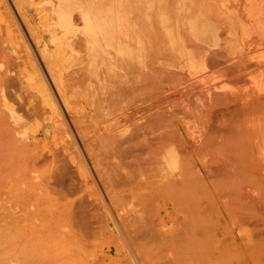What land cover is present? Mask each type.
<instances>
[{
  "label": "rangeland",
  "instance_id": "rangeland-1",
  "mask_svg": "<svg viewBox=\"0 0 264 264\" xmlns=\"http://www.w3.org/2000/svg\"><path fill=\"white\" fill-rule=\"evenodd\" d=\"M64 1L67 3L62 0H0V77L8 79L0 83V129L3 120L10 124L8 128H19L15 133L19 141L13 144V140H6L12 148L0 154V264H169L177 258H183L181 264H264V164L258 166L255 163L258 157H253L262 152L259 162L264 163V107L257 106L260 110L253 115L239 113L242 118L237 124L233 119L239 117L234 112L233 118L231 109L224 108L226 102L215 107L212 114H206L203 122L195 115L186 117L190 109L195 110L197 104L202 107L208 101L204 92L200 98L206 102L201 104L194 97L186 98L178 88L180 81H184L182 71L189 68V63L180 59L181 50L170 42L158 21L159 9L175 22L179 4L197 10L217 0ZM214 5L211 12L217 15L218 6ZM82 9L86 10L88 18L81 17ZM174 24L172 29H175ZM118 30L124 41L118 36ZM124 44L130 53L122 54L120 47ZM235 54L236 50L232 55ZM196 59L200 64V59ZM171 70L180 74L174 76ZM198 70L203 83L220 87L233 85L209 69L199 66ZM95 82L96 87L106 85L104 90L98 88L103 93L101 96L94 88ZM121 87L131 90L115 102V107L109 98L102 99L105 97L102 95L109 96ZM166 91L173 97H167ZM107 104L110 108L105 106ZM91 108H96L97 115ZM156 108L172 113L162 114L160 110L159 115L172 120L173 123L166 120L169 122L167 130L175 133L170 134L171 139L182 135L190 141L193 137L188 139L186 135L190 133L198 138L189 142L188 148L196 145H191V151L187 148L188 154L179 155L180 160L170 155L175 151V143H172L175 141L169 139L165 146L157 149L156 161L161 163L151 162V165L146 159L149 150L143 151L146 148L142 143L150 142L146 139L153 134L140 136L141 144L134 151L137 154L130 151V146L120 147L121 152L110 146V150L104 148V154V149L98 150L100 146L96 148L90 143L94 136L91 128L94 130L103 120L121 122L118 125H122L120 131L125 137L130 132V122H146ZM180 111L187 113L185 119ZM124 113L129 116L125 117ZM199 120L200 123H196ZM1 141L0 153L6 147ZM229 155L234 159L243 158L236 159L240 164L232 158L228 160L233 162L226 160L229 163L225 159L220 160L224 163L214 159ZM251 156L252 163L255 160L252 166L248 165ZM213 165L218 171L210 169ZM180 166L182 173L187 174L184 185L180 183L184 176L176 174L178 170L181 173ZM230 166L236 173L228 169ZM254 167L258 170L252 171ZM247 169L251 175L247 174ZM152 172H157L158 176H150ZM233 173L240 176L234 177ZM171 174L177 187L175 183L174 188L170 185ZM175 174L181 177L176 178L178 182ZM162 177L170 184L162 182ZM180 186L182 190L178 189ZM159 194L164 196L159 197ZM157 218L164 225L155 220ZM144 219L147 222L154 219L161 229L163 227V231L159 230L163 234H158L156 228L154 232L160 237L152 232V240L145 238L153 234L145 226L144 230L151 235H146L145 231L146 236L142 235ZM176 232L179 235L174 236ZM129 235H138L137 250ZM163 235L172 238L161 240Z\"/></svg>",
  "mask_w": 264,
  "mask_h": 264
},
{
  "label": "bare ground",
  "instance_id": "bare-ground-1",
  "mask_svg": "<svg viewBox=\"0 0 264 264\" xmlns=\"http://www.w3.org/2000/svg\"><path fill=\"white\" fill-rule=\"evenodd\" d=\"M59 2V1H58ZM62 2H66V1H64V0H62ZM61 2V3H62ZM68 2H69V0H68ZM71 2H72V0H71ZM71 2H70V4H71ZM215 2H216V0H215ZM67 3V2H66ZM117 3V2H116ZM119 3V2H118ZM83 4H84V2H83ZM107 4V3H106ZM209 5L207 6H204V7H202V8H200V9H194V8H192L191 6H184V5H182V4H179L177 7H176V13H177V21H173V20H169V17H168V15H167V13L162 9V10H158V21H159V23L161 24L162 23V27L164 28V30H165V32H166V34L168 35V37L170 38V42H172V43H175L176 44V46L175 47H178L180 50H181V52H182V54H180V59H184V60H186L188 63H189V68L187 69V70H184V71H182L183 72V74L185 75H183L182 74V72H181V74H182V76H184V77H182V78H184V79H182V80H184L183 82L182 81H180V83L179 84H181V85H183V86H179L178 88L180 89L181 88V90L183 91V93L185 94V96H187L186 98H188V97H194L197 101H200L199 103H201L202 104V102H206V101H204V100H201V98H200V94H201V92H204L205 93V98H206V100L208 101V102H206V103H203L202 104V107H199V104H197L196 106H195V110H194V108H192L193 110H189V112L191 113H189V115H185V114H187V113H185V112H183L184 113V115L182 116V117H184L183 119H185L186 117H191V115H195V116H197V117H195V118H199V119H202V118H206L205 116H206V114H212L213 113V109L215 108V107H217L218 105H220V104H223V103H227V102H229V103H225V106H224V108H227V109H231V113H232V115L233 114H235L234 112H236L237 114V116L238 115H243V114H247L248 115V113L249 112H251L252 114L251 115H253V113L254 112H256L257 110H260V109H258L257 108V106H259L261 109H262V107H264V49H260L261 47H263L264 46V0H217V2L216 3H208ZM213 4H215L216 6H218V9H217V11H218V13L219 14H217V15H214L212 12H211V5H213ZM59 5L61 6V4L59 3ZM58 5V6H59ZM89 5V4H88ZM214 5V6H215ZM69 6V5H68ZM87 6V5H86ZM85 7V6H84ZM167 7V6H166ZM48 8V7H47ZM67 8H69V7H67ZM93 8V7H92ZM91 8V9H92ZM60 9V8H59ZM71 9V8H70ZM87 9V8H86ZM38 10V9H37ZM69 10V9H68ZM72 11H73V9H71ZM31 11V10H30ZM64 11H66V9L64 10ZM63 11V12H64ZM77 11V10H76ZM111 11V10H110ZM69 12V11H68ZM84 12H86V10H83L82 9V11H80V13H82L83 14V16H81V14H80V16L83 18V17H86V18H88V14L87 13H84ZM92 11H90V13H91ZM94 12V11H93ZM65 13V12H64ZM63 13V14H64ZM74 13V12H73ZM77 13H78V11H77ZM38 14V13H37ZM41 14V13H40ZM98 14V13H97ZM111 14V13H110ZM95 15H96V13H95ZM100 15V14H99ZM104 15V14H103ZM101 16V15H100ZM116 16V15H115ZM36 17V16H35ZM96 17V16H95ZM119 17V16H118ZM81 18V19H82ZM121 18V17H120ZM84 19V18H83ZM83 19H82V21H83ZM99 19V21H100V18H98ZM101 19H102V16H101ZM106 19V18H105ZM49 20V19H48ZM92 20V19H91ZM97 20V19H96ZM110 20V19H109ZM114 20V19H113ZM122 20V19H121ZM88 21H89V19H88ZM88 21H86V22H88ZM123 21V20H122ZM151 21V20H150ZM85 22V21H84ZM98 22V21H97ZM113 22V21H112ZM118 22H119V18H118ZM108 23V22H107ZM121 23V22H120ZM123 24H124V22H122ZM126 23V22H125ZM175 23V24H174ZM84 24V23H83ZM97 25L99 24V23H96ZM110 24V23H109ZM152 24H154V23H152ZM176 25L175 26V29H172L171 27H172V25ZM73 25H74V23H73ZM81 26V25H80ZM100 26V25H99ZM104 26H105V22H103V26H100V31L103 33V30H104ZM111 26H112V24H111ZM125 26V25H124ZM153 26V28H154V26H155V24L154 25H152ZM185 26V27H184ZM95 27V26H94ZM115 27V26H114ZM117 27V26H116ZM119 27H121L120 25H119ZM123 27V26H122ZM41 28V27H40ZM96 30H97V28H95ZM108 30H109V33H111L110 32V28H109V26H108V28H107ZM123 29V28H122ZM31 30H33V29H31ZM115 30V29H114ZM187 30V31H186ZM117 33L118 32H120V30H118V31H116ZM37 33V32H36ZM85 33H87V32H85ZM123 33H125L124 31L122 32V34ZM127 33V32H126ZM42 34V33H41ZM113 34H115L114 33V31H113ZM36 35V34H35ZM38 35V34H37ZM99 35V34H98ZM125 35V34H124ZM127 35H129V33L127 34ZM39 36V35H38ZM112 36V35H111ZM115 37L117 36L116 34L114 35ZM118 36L119 37H121L120 36V33H118ZM117 36V37H118ZM151 36V35H150ZM36 38V37H35ZM106 38V37H105ZM122 38V37H121ZM83 39V38H82ZM111 39H112V37H111ZM110 39V40H111ZM119 39V38H118ZM123 39V38H122ZM153 39V38H152ZM39 40V39H38ZM125 40H128V38L127 39H125ZM154 40H155V38H154ZM63 41V40H62ZM65 41V40H64ZM108 41V40H107ZM121 41H124V39L123 40H121ZM37 42V41H36ZM70 42V41H69ZM85 43H86V40L84 41ZM83 42V43H84ZM110 42V41H109ZM118 43V42H117ZM125 43V42H124ZM25 44V43H24ZM90 44V43H89ZM94 44V43H93ZM174 44V45H175ZM99 45V44H98ZM118 45V44H117ZM119 45H121V44H119ZM125 45V44H124ZM94 46H95V44H94ZM105 46V45H104ZM111 46V45H110ZM135 46V45H134ZM67 47V46H66ZM85 47H88V46H85ZM101 47V46H100ZM106 47H107V45H106ZM112 47V46H111ZM164 47V46H163ZM97 48V47H96ZM75 49V48H74ZM98 50H99V48H97ZM107 49V48H106ZM105 49V50H106ZM118 49V48H117ZM73 50V49H72ZM103 50V49H102ZM107 50H109V49H107ZM120 50H121V52H122V54L124 53H130V50H129V48L125 45V46H121L120 47ZM234 50H236L237 51V54H235V55H232V53H234ZM110 51V50H109ZM174 51H175V49H174ZM98 53L100 52V50L99 51H97ZM104 52V51H103ZM108 52V51H107ZM159 52V51H158ZM102 53V52H101ZM118 53H120V52H118ZM30 54V53H29ZM57 54V53H56ZM108 54H109V52H108ZM159 54V53H158ZM170 54H172V53H170ZM99 55V54H98ZM113 55V54H112ZM160 55V54H159ZM165 55V54H164ZM63 56V55H62ZM102 56H103V54H102ZM123 56V55H122ZM133 57V56H132ZM99 58H101V55L99 56ZM98 58V59H99ZM103 58H105L104 56H103ZM107 58V57H106ZM166 58H168V57H166ZM196 58H199L200 59V64H198V61H197V59ZM112 59V58H111ZM81 60H83V59H81ZM97 60V59H96ZM104 60V59H103ZM58 61V60H57ZM110 62V61H109ZM177 62V61H176ZM112 63V62H111ZM129 63V62H128ZM179 63H182L181 61L179 62ZM177 64V63H176ZM175 64V65H176ZM129 65V64H128ZM178 65V64H177ZM180 65V64H179ZM182 65L183 64H181V67H182ZM91 66V65H90ZM97 66V65H96ZM126 66V65H125ZM199 66H201V67H203V69H209L210 71H211V73H213V74H215V75H217L218 77H220V78H225L226 80H229V81H231L232 82V86H229V87H225V86H215L216 84H206V83H203L201 80H200V76L197 74L198 72H199V70H198V67ZM93 67V66H92ZM129 67V66H128ZM91 68V67H90ZM134 68V67H133ZM176 69V68H175ZM185 69V68H184ZM129 70V69H128ZM89 71H90V69H89ZM171 71H173V74H174V76H175V73L176 74H178L179 72H176L175 71V73H174V70H171ZM92 72V71H91ZM180 74V73H179ZM111 76V75H110ZM109 75H108V77H110ZM168 76V75H167ZM173 76V77H174ZM180 77V78H181ZM3 78V77H2ZM1 77H0V83L2 84V82L1 81H5L4 80V78L2 79ZM88 78V76L86 77V79ZM111 78V77H110ZM177 78V77H176ZM2 79V80H1ZM43 79V78H42ZM82 79H84V77L82 78ZM108 79V78H107ZM164 79H165V77H164ZM173 79H175V77L173 78ZM93 80V79H92ZM101 80V79H100ZM8 81V79L6 78V81L5 82H3V83H6ZM90 81H91V79H90ZM102 81V80H101ZM104 81V80H103ZM106 81V80H105ZM178 81H179V79H178ZM91 82H93V81H91ZM91 82H90V84H91ZM107 82V81H106ZM109 82H110V80H109ZM112 82V81H111ZM115 82V81H114ZM161 82H163V81H161ZM84 83V82H83ZM102 83V82H101ZM108 83V82H107ZM107 83H105V84H107ZM164 84H165V82H163ZM57 84V83H56ZM90 84L88 83V86H90ZM93 84H95V86H94V88L96 89H98V88H101V87H103L102 85L101 86H97L96 87V82L95 83H93ZM164 84L162 85V86H164ZM173 85H174V83H172ZM178 84V85H179ZM231 84V83H230ZM4 85H6V84H4ZM8 85V84H7ZM110 85V84H109ZM167 85H168V83H167ZM177 85V86H178ZM171 86V85H170ZM175 86V85H174ZM91 87V86H90ZM105 87H106V85H105ZM105 87H103L102 89L104 90L105 89ZM118 87V86H117ZM160 87V86H159ZM87 88V87H86ZM85 88V89H86ZM116 88V87H115ZM93 89V88H92ZM92 89H90V91H92ZM101 89V90H102ZM109 89V88H108ZM165 89V88H164ZM89 90V89H88ZM94 90V89H93ZM99 90V89H98ZM129 90H131L130 88H128V87H121V88H119L118 90H116V91H114V92H111V94L109 95V94H107V95H109V96H106V95H102V96H105V97H103L102 99L103 100H106L107 101V99L108 100H111L112 101V104L114 105V107H115V102L116 101H118L119 102V100H120V98L123 96V95H125V94H127L128 93V91ZM153 90V89H152ZM173 90V89H172ZM176 90V89H175ZM94 91H96L97 92V90H94ZM111 91V90H110ZM110 91H106V92H109L110 93ZM176 91H178V89L176 90ZM89 92V91H88ZM99 92V94H100V96H101V94H103L102 92H100V90L98 91ZM104 92V91H103ZM130 92V91H129ZM169 92V91H168ZM166 94H168L167 93V91L165 92ZM170 93V92H169ZM50 94V93H49ZM93 94H95V92H93ZM153 94V93H152ZM156 94V93H155ZM157 94H159V92L157 93ZM162 94H163V92H162ZM166 94H163V96L165 95L166 96ZM171 94V93H170ZM170 94H168L167 95V97L168 96H170V97H173V96H171ZM179 94H181V93H179ZM160 95H161V93H160ZM162 96V95H161ZM160 97V96H159ZM181 97V96H180ZM126 98V97H125ZM135 98V97H134ZM149 98H150V96H149ZM161 98V97H160ZM166 98V97H165ZM183 98V97H182ZM123 99V98H122ZM169 99V98H168ZM184 99H185V97H184ZM52 100V99H51ZM136 100H138V99H136ZM167 100V98L165 99V101ZM153 101H155V99L153 100ZM157 101V100H156ZM158 101H160V100H158ZM98 102V101H97ZM131 102V101H130ZM152 102V101H151ZM92 103H93V101H92ZM110 103V102H109ZM117 103V102H116ZM156 103V102H155ZM119 104V103H118ZM153 104V103H152ZM55 105V104H54ZM96 105V104H95ZM108 105H110V104H107V105H105L106 107L108 106ZM117 105V104H116ZM134 105H135V103H134ZM56 106V105H55ZM111 106V105H110ZM104 107V106H103ZM103 107H102V109H103ZM105 107V108H106ZM113 107V108H114ZM130 107V106H129ZM163 107V106H162ZM161 107V108H162ZM107 108H110L109 106L107 107ZM126 108V107H125ZM124 108V109H125ZM196 108H197V110H196ZM91 109H93V108H91ZM94 109H96V108H94ZM94 109L92 110V111H94ZM116 109H118V108H116ZM160 108H156V109H153V111H152V113H151V118L150 119H147V121L146 122H144V123H140V122H138V121H135V122H133V123H131L130 121V124L128 125V127H129V129H130V132H129V134H127L125 137H123L122 135H123V132L122 131H120V126H122V125H118V123H121V122H116L117 123V125H116V123H115V121L117 120H115L114 121V123H113V120H112V122H110V121H107V120H103L102 122H101V124H96L97 126H96V128H94V130H93V128H91V126L89 127V128H91V130L94 132L93 134H94V136L92 135V137H91V135H90V137H91V139L90 138H88V139H90V143L92 144V145H94V147L96 146V148L98 147V146H100V148L98 147V150H100L101 148L102 149H104V148H106V151L107 150H110V146H112V148L111 149H115L116 148V150L118 149H120V147L121 148H123V146L125 147H131L132 148V150H130L131 152L133 151H137L138 149H139V146H140V144H141V142L139 141V138H140V136H142V135H145V134H153V136H152V138L150 137V138H148V139H146V140H149L150 142H144V144L142 143V145H143V148L145 149L146 148V150H143V151H148L149 150V152H146V153H149L148 154V157L146 156V159L148 160V162H150V164H151V162L155 165V162L156 163H161L160 162V160L159 161H156L158 158H157V156L159 155V147L161 148V147H163L162 145H164L165 146V142L167 141V140H169L170 139V142H172V141H175V142H172V143H175L174 145H175V151L173 150V152H171L170 153V155L171 154H173V155H175L176 156V158L178 159L179 158V155H182V153H185V154H188L187 152H185L186 150H187V148H188V146H189V142L190 141H192L193 142V138H194V140H197L198 138H197V136L195 137V135L193 134L192 136L190 135V134H192V133H190L189 135L188 134H186L187 136H189L188 137V139L190 138H192L190 141L188 140H186V138H184L182 135L180 136V135H177L176 136V138H175V140H173V139H171V138H173V137H171L170 136V134L171 135H175V133L174 132H172L171 130V132L169 131V130H167L168 128H169V125H168V123L170 122V123H173L172 122V120L171 121H169L170 119H169V116H167L166 117V115L165 116H159V115H161V112H162V114H164L166 111H164L163 109V111L161 110V112H160ZM96 111V110H95ZM94 111V112H95ZM113 111V110H112ZM114 111H115V109H114ZM131 111V110H130ZM176 111V110H175ZM175 111L173 110V112L175 113ZM60 112V111H59ZM107 112V111H106ZM131 112H133V111H131ZM131 112L130 113H128V114H131ZM164 112V113H163ZM168 112V111H167ZM166 112V113H167ZM171 112V111H170ZM181 112V111H180ZM212 112V113H211ZM96 113V115H97V112H95ZM115 113V112H114ZM113 113V114H114ZM165 113V114H166ZM182 113V112H181ZM182 113V114H183ZM239 113H241V114H239ZM94 114V113H93ZM102 114V113H101ZM133 114V113H132ZM167 114H172V113H167ZM103 115H105V114H103ZM111 115V114H110ZM125 117L126 116H129V115H127L126 113H124L123 114ZM177 115V114H176ZM241 115V116H242ZM251 115H250V117H251ZM107 116V115H106ZM171 117L173 116V115H170ZM186 116V117H185ZM211 116V115H210ZM241 116H238L239 117V119L235 116V119H233V120H235L234 122L237 124V122L242 118ZM245 116V115H244ZM96 117H98V116H96ZM122 118H123V116H121ZM132 117V116H131ZM158 117H159V119H158ZM182 117L180 118L181 120H182ZM241 117V118H240ZM249 117V116H248ZM249 117V118H250ZM2 118V117H1ZM0 118V119H1ZM87 118V117H86ZM100 118V117H99ZM109 118V117H108ZM165 118H167V119H165ZM179 118V117H178ZM209 118V117H208ZM233 118H234V115H233ZM84 119H85V117H84ZM103 119V118H102ZM125 119V118H124ZM169 119V120H168ZM171 119H173L174 120V117H172ZM180 119H178V122H179V120ZM194 119V118H193ZM238 119V120H237ZM169 121V122H167V121ZM181 120H180V122H181ZM198 120V119H197ZM118 121H120V120H118ZM124 121V120H123ZM125 121H127L126 119H125ZM164 121H166V122H164ZM237 121V122H236ZM76 122V121H75ZM88 122V121H87ZM202 122H203V119H202ZM91 123V122H90ZM167 123V125H168V127L167 128H165L167 125H165V124ZM196 123H200V120L199 121H196ZM89 124V123H88ZM235 124V125H236ZM3 125H6L5 127H3ZM10 124H8V122H7V124H6V122L3 120V124L1 123V129L0 130H2V131H0V133H3L2 135H1V137L2 138H0V140L2 139V141L1 142H4V144L7 142L6 140H13L12 142H13V144L14 143H17V141H19L18 139H16L15 138V133L16 132H18L19 130V128L17 129L16 127H7V126H9ZM76 125V127H77V124H75ZM91 125V124H90ZM172 125V124H171ZM85 126V125H84ZM88 126V125H87ZM3 127V128H2ZM86 127V126H85ZM83 128V127H82ZM87 128V127H86ZM164 128V129H163ZM179 129H180V127H179ZM90 130V131H91ZM83 131V130H82ZM91 131V132H92ZM189 131V130H188ZM181 132V131H180ZM155 133H156V135H155ZM189 133V132H188ZM81 134V133H80ZM4 135V136H3ZM154 135H155V137H154ZM4 137V138H3ZM7 137V139H5ZM12 138V139H8V138ZM87 137V136H86ZM84 138H85V136H84ZM83 138V139H84ZM196 138V139H195ZM5 139V140H4ZM145 139H144V141H146ZM172 140V141H171ZM6 141V142H5ZM11 141H10V143H9V141H8V143L9 144H12L11 143ZM86 141H87V138H86ZM89 141V140H88ZM151 141H154L153 143H151ZM156 142H158V143H156ZM167 142H169V141H167ZM197 142V141H196ZM24 143V142H23ZM87 143V145H88V142H86ZM90 144V145H91ZM148 145V147H146V145ZM191 144V143H190ZM244 144V143H243ZM6 145V147L4 148V150L3 151H1V153L0 154H5L6 153V149H9V148H12V147H9V145L6 143L5 144ZM27 144H25V146H26ZM133 145L134 146H137L138 148H136L135 147V149H133L134 147H133ZM139 145V146H138ZM155 145H158L157 146V148L155 147ZM160 145V146H159ZM192 146L193 145H196V143L195 144H191ZM190 145V147H192ZM17 146V145H16ZM152 146H154L155 148H156V151H157V149H158V151L156 152H154L155 153V155L153 156V152H152V150L154 151V149L155 148H153ZM242 146H244V145H242ZM242 146H241V148H242ZM115 147V148H114ZM118 147V148H117ZM125 147V148H126ZM153 149H152V148ZM189 147V148H190ZM195 147V146H194ZM108 148V149H107ZM188 148V149H189ZM101 149V150H102ZM124 149V148H123ZM191 149L192 148H190V151H191ZM243 149V148H242ZM10 150V149H9ZM122 150V149H121ZM120 151V150H119ZM122 151H127V149L126 150H122ZM189 151V152H190ZM2 152H4V153H2ZM11 152H12V150H11ZM11 152H9V154H11ZM105 152V149H104V151H103V153ZM111 152H113V151H111ZM116 152V151H115ZM114 152V153H115ZM121 152V151H120ZM130 152V153H131ZM132 152V153H133ZM134 152V153H135ZM264 152V151H263ZM117 153V152H116ZM127 153V152H126ZM145 153V154H146ZM158 153V154H157ZM259 153L260 154H262V152H258V156L257 155H253V157L255 158H257V161L259 162V161H262V160H259V157L260 158H262V156L263 155H259ZM105 154V153H104ZM118 154V153H117ZM121 154V153H120ZM135 154H137V153H135ZM156 154H157V156H156ZM257 154V153H256ZM147 155V154H146ZM6 156V155H5ZM116 156V155H115ZM156 156V157H155ZM230 156V155H229ZM243 156V155H242ZM220 157H223V156H220ZM226 157V156H225ZM252 157V156H251ZM251 157H249V159H248V165H250V166H252L253 165V163L255 162V160H254V162L252 163V161L250 160V159H252L253 160V157L251 158ZM183 158H184V156L182 157V159H181V161L183 160ZM215 158H217V160H223V159H225V161L226 160H228L229 158H232V159H234V157L233 156H230V157H226V158H219V156H215L214 157V159ZM243 158V157H242ZM241 157L239 158L238 157V159H242ZM255 158V159H256ZM231 159V160H232ZM237 158L235 157V159L234 160H236ZM237 159V160H238ZM179 160H180V158H179ZM236 160V161H237ZM180 161V163H183V161L181 162ZM214 161H216V160H214ZM229 162H233V161H230V160H228ZM228 161H226L227 163H229ZM240 161V160H239ZM247 161V160H246ZM245 161V162H246ZM251 161V163H249ZM255 162L258 166H263V164L264 163H260L259 162V164H258V162ZM221 162H223V161H220L219 163H221ZM225 162V163H226ZM235 162V161H234ZM238 162V161H237ZM237 162H235V165L237 164ZM158 163V164H159ZM217 163V162H216ZM224 163V162H223ZM239 164H240V162H238ZM241 163H242V161H241ZM148 164V163H147ZM149 164V165H150ZM218 164V163H217ZM252 164V165H251ZM256 164H254V165H256ZM152 165V164H151ZM63 166V165H62ZM160 166V165H159ZM181 166H183V165H181ZM180 166V167H181ZM215 165H213V166H211L210 167V169L211 170H215L216 168V166L214 167ZM228 167H229V165H227ZM226 166V167H227ZM237 166V165H236ZM239 166V165H238ZM237 166V167H238ZM258 166H256L257 168H259ZM151 167V166H150ZM149 167V168H150ZM154 167H156V166H154ZM225 167V168H226ZM241 167V166H240ZM182 168V167H181ZM223 167H221V169H222ZM224 168V170H230L231 172H235L234 171V168H233V170H231L232 169V166H230V168H228V169H225ZM257 168H253L252 169V171L254 170V169H257ZM161 169H163V168H161ZM221 169H219V170H221ZM258 170V169H257ZM182 171H183V168H182V170H181V173H180V170H178V172L176 173V174H180L181 175V177L182 176H184L183 178H181L180 177V175H178V176H176V174H175V176H174V179H175V181H177L178 182V179H176L177 177L178 178H181V180H180V183L181 184H183L184 185V182H183V180L184 179H186V176H187V174H186V176L182 173ZM216 171H218V168L216 169ZM225 171V172H226ZM230 171L228 172V174L230 173ZM247 171H248V173L247 174H250L251 175V173H249V169H247ZM184 172V171H183ZM157 172H152L151 173V175L150 176H152V174H156ZM227 173V172H226ZM236 173V172H235ZM235 173H233V175H234V177L237 175V174H235ZM238 173V172H237ZM254 173V172H253ZM260 173V172H259ZM150 174V173H149ZM170 174V173H169ZM239 174V173H238ZM153 175V176H154ZM172 175V174H171ZM173 175H174V173H173ZM173 175H172V178H171V180L173 181ZM232 175V176H233ZM257 175V174H256ZM158 176V175H157ZM156 175L154 176V177H157ZM230 176H231V173H230ZM237 176H240V175H237ZM258 176L260 177V174H258ZM262 177V176H261ZM260 177V178H261ZM163 178V177H162ZM161 178V179H162ZM146 179V178H145ZM156 178H154L153 180H155ZM164 180L162 181V182H168L169 183V181L167 180L166 181V177L165 178H163ZM153 180H152V182H153ZM160 180V179H159ZM135 181V180H134ZM139 181V180H138ZM145 182H146V180H144ZM148 181V180H147ZM171 181V182H172ZM151 182V183H152ZM157 182H159L158 181V178H157ZM161 182V183H162ZM133 183V182H132ZM155 183V182H154ZM168 183H165V184H168ZM173 183H175L174 181L170 184L171 185V187L172 188H174L175 187V185H176V187H177V185H178V183L176 184L175 183V185L173 184ZM179 183V184H180ZM153 184V183H152ZM151 184V185H152ZM180 184V185H181ZM146 185V184H145ZM149 185V183L147 182V187H149L148 186ZM154 185V184H153ZM160 185H162V184H160ZM169 185V186H170ZM183 185H181V186H183ZM156 186H158L159 187V185H157V183H156ZM180 186V188H178V189H181L182 187ZM158 187H156L157 189H159ZM161 187V186H160ZM152 188V187H151ZM146 189V188H145ZM162 188H160V190H161ZM182 190V189H181ZM165 191V190H164ZM170 191V190H169ZM162 192V191H161ZM131 193H133V192H131ZM156 193V192H155ZM157 194H158V192H157ZM160 195H163V194H159V197H160ZM164 196V195H163ZM158 197V196H157ZM162 197V196H161ZM155 199H156V197H155ZM154 199V200H155ZM153 202V201H152ZM149 204V203H148ZM150 206V205H149ZM161 218V217H160ZM149 220V219H148ZM151 220V219H150ZM155 220H159L158 218L157 219H155ZM154 219L153 220H151V221H148L147 222V220H143V221H141V222H143L142 224L144 225H142L141 224V229L143 230V231H141V233H142V235L144 234L145 235V232H147V231H145L144 230V228H145V226H146V228L147 227H149V228H147L148 229V231H151V233L152 232H154V230H156V228L158 229L157 231L159 232V230L161 229V227H160V225H159V223H157L156 221H155ZM4 221V220H3ZM160 221V220H159ZM161 222V221H160ZM185 222V221H184ZM162 223V224H161ZM160 224L161 225H164L163 224V222H161ZM165 223V222H164ZM186 224V223H185ZM189 224V223H188ZM183 225V224H182ZM142 226H143V228H142ZM159 226V227H158ZM187 228V227H186ZM162 229H163V227H162ZM161 229V230H162ZM188 229V228H187ZM145 231V232H144ZM156 231V232H157ZM163 231V230H162ZM179 230L177 229V232H178ZM156 232H154L155 233V235L157 236V237H160L159 235H157V233ZM161 232V231H160ZM158 233V234H163L162 232L161 233ZM175 233V235H174V233H170V234H172V235H174V236H176V235H179L178 233ZM164 233H166V231H164ZM188 233H190V232H188ZM149 233L147 232V234L146 235H148ZM153 234V233H152ZM139 235V234H138ZM138 235L136 236H132L131 237V235H129L130 237V239L132 240V245H134V248L137 250L138 249ZM145 235V236H146ZM149 235H151V234H149ZM168 235V234H167ZM190 235V234H189ZM140 236V235H139ZM165 236V237H164ZM169 236V235H168ZM168 236H166V235H163V237L161 238V240H163L164 238H166V239H170V237L172 238V236H170V237H168ZM144 237V236H143ZM152 237V238H151ZM151 237H145V238H150L151 240L153 239V237H154V234H153V236H151ZM168 237V238H167ZM133 238H135V239H137L136 241H134L133 240ZM141 238V237H140ZM129 239V240H130ZM157 239V238H156ZM174 239V238H173ZM172 239V240H173ZM179 239V238H178ZM180 240V239H179ZM154 241H155V238H154ZM164 241H165V239H164ZM167 241V240H166ZM174 241V240H173ZM177 241V240H176ZM191 241V240H190ZM161 242V241H160ZM160 245H162L161 243H160ZM178 245V244H177ZM181 245V244H180ZM184 245H185V243H184ZM177 247V246H176ZM183 247V246H182ZM172 248V247H171ZM178 248V247H177ZM189 249H190V246L188 247ZM159 249V248H158ZM169 249V248H168ZM182 248H180L179 250H181ZM170 250V249H169ZM185 250H187V248L185 249ZM192 250V249H191ZM161 251V250H160ZM164 251V250H163ZM171 251V250H170ZM173 251V250H172ZM189 251V250H188ZM162 252V251H161ZM175 252V251H174ZM181 252V251H180ZM189 253V252H188ZM182 254H183V252H182ZM163 255H165V254H163ZM174 255H175V253H174ZM177 256V255H176ZM179 257V256H178ZM183 259V258H182ZM180 260V258L178 259H174L173 261H170V263L169 264H179L180 263V261H181V263H182V261L183 260ZM180 263V264H181ZM168 264V263H167ZM184 264V263H183Z\"/></svg>",
  "mask_w": 264,
  "mask_h": 264
}]
</instances>
